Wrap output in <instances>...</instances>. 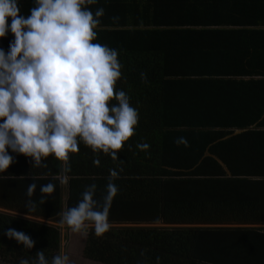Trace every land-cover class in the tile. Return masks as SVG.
<instances>
[{
    "label": "trees",
    "instance_id": "16d2710c",
    "mask_svg": "<svg viewBox=\"0 0 264 264\" xmlns=\"http://www.w3.org/2000/svg\"><path fill=\"white\" fill-rule=\"evenodd\" d=\"M17 2L24 16L35 6ZM85 7L104 9L93 42L118 52L116 89L138 111L135 135L117 160L82 141L67 162L49 156L37 165L9 150L14 162L0 179V264L38 251L51 261L61 248V212L91 184L102 204L113 169L119 191L108 211L111 227L100 237L89 228L85 259L264 264V228H250L264 225V149L244 144L264 126V0H97ZM13 41L8 32L0 49L7 54ZM180 137L187 147L174 142ZM45 185L53 191L42 193ZM9 228L34 247L8 239Z\"/></svg>",
    "mask_w": 264,
    "mask_h": 264
},
{
    "label": "clouds",
    "instance_id": "9594fccd",
    "mask_svg": "<svg viewBox=\"0 0 264 264\" xmlns=\"http://www.w3.org/2000/svg\"><path fill=\"white\" fill-rule=\"evenodd\" d=\"M96 2L35 0L24 16L17 0H0V38L8 32L14 36L7 54L0 49V179L14 162L9 150L37 165L49 156L67 162L82 141L93 153L117 160L135 135L138 111L129 96L116 89L122 75L118 52L93 42L104 9L93 13L85 5ZM141 79L146 80L145 73ZM174 142L188 146L183 137ZM137 147L147 150L150 145ZM118 176L110 170L111 178ZM113 179L106 185L102 204L94 198L97 186L91 184L76 206L61 212L60 223L75 233L92 228L100 237L108 232L109 207L119 191ZM34 191L35 185H29L27 195ZM52 191V185L41 186L42 193ZM26 206L34 210L35 202ZM5 235L27 250L34 247L35 241L23 232L9 228ZM19 264H70V260L67 254H57L49 261L45 251H38L34 259L21 258Z\"/></svg>",
    "mask_w": 264,
    "mask_h": 264
},
{
    "label": "crops",
    "instance_id": "0c3cea01",
    "mask_svg": "<svg viewBox=\"0 0 264 264\" xmlns=\"http://www.w3.org/2000/svg\"><path fill=\"white\" fill-rule=\"evenodd\" d=\"M261 88H262V86L260 87V90H261ZM259 94H260L259 100H262L261 92H259ZM259 121L264 122V112H263L262 116L260 117ZM258 132L259 133L255 134L256 137L254 135L253 138L245 139L244 144H245L247 150H249V148H252V147H256L258 149H264V126L261 129H258ZM239 133H241V132L234 131L233 136H235ZM250 140H252V141H250ZM256 141H259V142H256ZM250 228L262 229V228H264V225L254 226V227H250ZM63 229L61 230L62 240H63L64 236L67 234V233H64ZM81 234H83V236H85V238L79 237L78 238L79 243L73 242L71 240L68 242V244H66L64 242V240L61 241V248H60V251L58 252V254H67L69 256L70 264H98V263L89 261V260L84 258L83 250H84V246H85V241H86L85 239H86L87 233H81ZM67 236L68 235H66V237ZM65 241H66V239H65Z\"/></svg>",
    "mask_w": 264,
    "mask_h": 264
},
{
    "label": "rangeland",
    "instance_id": "374dc122",
    "mask_svg": "<svg viewBox=\"0 0 264 264\" xmlns=\"http://www.w3.org/2000/svg\"><path fill=\"white\" fill-rule=\"evenodd\" d=\"M67 196V195H66ZM66 225H61L60 226V228H61V230L63 229L64 230V233H67L66 235H68L67 237H66V235L64 236V238H63V240H64V242L66 243V244H68V242L69 241H73V242H78L79 243V241H78V238L79 237H84L85 238V236H83V234H81V233H75V232H73L72 230H71V228L69 227V226H66ZM65 239H66V241H65ZM62 240V241H63ZM86 240V239H85Z\"/></svg>",
    "mask_w": 264,
    "mask_h": 264
},
{
    "label": "water",
    "instance_id": "95a60500",
    "mask_svg": "<svg viewBox=\"0 0 264 264\" xmlns=\"http://www.w3.org/2000/svg\"><path fill=\"white\" fill-rule=\"evenodd\" d=\"M64 182L66 183V185L68 184V177L66 175H64V178H63Z\"/></svg>",
    "mask_w": 264,
    "mask_h": 264
}]
</instances>
